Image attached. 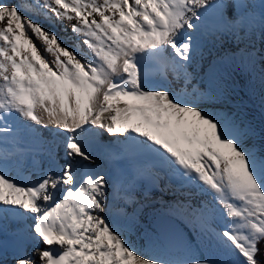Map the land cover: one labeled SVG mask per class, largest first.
<instances>
[{
  "label": "snow or ice",
  "instance_id": "obj_1",
  "mask_svg": "<svg viewBox=\"0 0 264 264\" xmlns=\"http://www.w3.org/2000/svg\"><path fill=\"white\" fill-rule=\"evenodd\" d=\"M43 21L80 39L68 45ZM0 25V145L28 137L47 152L32 180L0 148V233L12 217L13 264H264V0H0ZM204 40L223 42L221 68L246 45L250 99L260 65L259 125L223 84H193L194 65L212 55ZM100 156L119 165L115 180ZM145 180L172 193L161 227L176 230L178 218L211 255L149 256L129 238L134 223L112 208L148 200Z\"/></svg>",
  "mask_w": 264,
  "mask_h": 264
},
{
  "label": "bare ground",
  "instance_id": "obj_2",
  "mask_svg": "<svg viewBox=\"0 0 264 264\" xmlns=\"http://www.w3.org/2000/svg\"><path fill=\"white\" fill-rule=\"evenodd\" d=\"M42 26L47 29L54 30L68 45H72L80 39L79 37L73 35L70 25L66 22L52 23L50 21H43ZM212 44L211 40L203 43L205 49L211 50L212 55L209 56L208 51L206 50L204 58L199 60L194 65L195 71L193 72V84L201 91L210 90L215 88L218 84H223L229 90L230 106L240 104L242 111L247 114L250 119H253L257 125H259L261 121V113L259 109L260 65L258 64L256 71L251 73V84L255 88V94L251 95L250 99V93L248 90L250 70L245 67V64L240 62V53H238L243 48L240 47V50L236 52L235 61L230 62L226 68H221L217 65L216 52L218 49H214ZM229 55H231V49H229ZM190 71H192V69H190ZM2 139L6 142L12 140L13 138L9 136L3 137ZM255 143L259 145L260 140L257 139ZM0 148L7 151L9 146L4 147L3 143L0 145ZM149 193H151V195L148 200H144L143 198L138 199L143 202L142 205L137 204L134 206L133 204L128 203L126 207L122 204L119 208L113 207V216L121 221L127 219L128 222L134 223L135 226L131 229L129 238L146 255L168 256L177 259L184 258L185 256L177 255L165 249L163 243L161 242L159 234L155 229L156 220L164 214L161 207L162 203H158L157 201L160 194L156 197L153 191H149ZM121 212H126L127 217L121 215ZM133 216H135L134 221L132 220ZM146 233H148V235H146ZM197 238L202 243L207 256L211 255L215 251L214 246H210L208 244L206 237L197 235ZM4 264L13 263L6 262Z\"/></svg>",
  "mask_w": 264,
  "mask_h": 264
},
{
  "label": "water",
  "instance_id": "obj_3",
  "mask_svg": "<svg viewBox=\"0 0 264 264\" xmlns=\"http://www.w3.org/2000/svg\"><path fill=\"white\" fill-rule=\"evenodd\" d=\"M163 216L158 218L156 222V231L168 251L177 255L206 256L188 225H185L178 218H174L176 230L171 229V227H161L162 224H169L168 221L163 219ZM189 233H192L191 238L189 237Z\"/></svg>",
  "mask_w": 264,
  "mask_h": 264
},
{
  "label": "rangeland",
  "instance_id": "obj_4",
  "mask_svg": "<svg viewBox=\"0 0 264 264\" xmlns=\"http://www.w3.org/2000/svg\"><path fill=\"white\" fill-rule=\"evenodd\" d=\"M10 2H20V0H10ZM43 25V24H42ZM0 26H2V25H0ZM38 43V46H39V42H37ZM259 93H260V91H259ZM197 235V234H196ZM199 240V239H198ZM199 242H200V240H199ZM200 244L202 245V243L200 242ZM202 247H203V245H202ZM204 248V247H203ZM205 250V249H204ZM206 252V251H205ZM186 257V256H185Z\"/></svg>",
  "mask_w": 264,
  "mask_h": 264
}]
</instances>
